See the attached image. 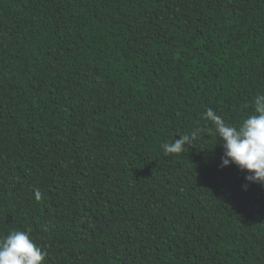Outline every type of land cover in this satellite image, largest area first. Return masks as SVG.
<instances>
[{
	"label": "trees",
	"instance_id": "1",
	"mask_svg": "<svg viewBox=\"0 0 264 264\" xmlns=\"http://www.w3.org/2000/svg\"><path fill=\"white\" fill-rule=\"evenodd\" d=\"M258 94L264 0H0V238L42 264H264V185L203 116L238 127Z\"/></svg>",
	"mask_w": 264,
	"mask_h": 264
},
{
	"label": "clouds",
	"instance_id": "2",
	"mask_svg": "<svg viewBox=\"0 0 264 264\" xmlns=\"http://www.w3.org/2000/svg\"><path fill=\"white\" fill-rule=\"evenodd\" d=\"M214 125V133L222 141L223 155L220 167L237 166L246 173L247 183L264 185V94L254 99V114L249 115L237 127L226 123L209 107L203 113ZM199 129L179 139L162 145L164 154H179L184 145L198 135ZM46 253L31 239L28 230H13L0 238V264H42Z\"/></svg>",
	"mask_w": 264,
	"mask_h": 264
}]
</instances>
